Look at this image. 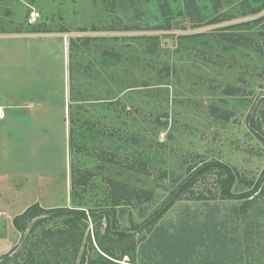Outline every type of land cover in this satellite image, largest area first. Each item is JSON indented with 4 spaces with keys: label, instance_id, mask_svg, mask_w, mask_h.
Here are the masks:
<instances>
[{
    "label": "rangeland",
    "instance_id": "374dc122",
    "mask_svg": "<svg viewBox=\"0 0 264 264\" xmlns=\"http://www.w3.org/2000/svg\"><path fill=\"white\" fill-rule=\"evenodd\" d=\"M0 105V264H243L264 237V0H0ZM213 160L258 194L209 169L142 229Z\"/></svg>",
    "mask_w": 264,
    "mask_h": 264
},
{
    "label": "trees",
    "instance_id": "16d2710c",
    "mask_svg": "<svg viewBox=\"0 0 264 264\" xmlns=\"http://www.w3.org/2000/svg\"><path fill=\"white\" fill-rule=\"evenodd\" d=\"M211 167H213V168H211ZM209 169H217L218 170V175L220 177L219 181H221V185L219 186L220 193L218 192L219 194H217V195H219V199H221V200H233L235 198H241V199L251 200L254 198V193H255V195L258 194L257 187H259V183H256L255 187L250 192H245V194L243 193V194H239V195L234 194L232 192V186H233V183L235 181L236 173L234 172V170L232 168H230L228 165L224 164L223 162H221L219 160H213L209 163L200 164L196 168H192L191 171L188 173V175L185 178H183L178 184H176L174 186V188L170 191L168 198L164 202H162L161 205L154 212H152L151 216L147 219V221L141 225L142 229H144L147 232L148 230L151 229V227H154L157 224V222L162 218V216L166 213V211L168 209H170V207L175 203V201H178V200L182 199L183 197H184V199H191L189 197L195 195V193H196L192 189L194 182L198 179V177L200 175H202L203 173H205ZM143 193H145V192H143ZM201 194H202V192H197V195H201ZM213 195H216V194H212V196ZM259 195H263V192H260ZM241 207H242L241 209H244L245 206H241ZM36 210H41V209H38V206H36V205H34V206L32 205V206L28 207L24 212L17 215L13 219V224L16 226V228L19 227V221L22 218L28 217V215H30V213H32V212H33V214H36L35 213ZM63 214L68 216V217H73V216H78V217H82V218L86 217V214L82 210L69 209V210L64 211ZM90 214L92 216H94L93 212H91ZM251 228L252 229H254V228L260 229L259 225H257V224H252ZM49 232L52 234H55V231H53V232L49 231ZM111 232H113L111 230V224H108L106 226V233H111ZM117 235L121 236L122 234L120 232H118ZM263 238L264 237L262 235H258V236L254 237V239H255L254 242L250 243L251 245L248 246L247 248H245L244 251L242 252L243 255L245 254V257L248 256V254L250 257L248 259L244 260L243 262L241 261L240 263H243V264H264V248H263L264 244H262ZM221 239H222L221 240V245H222L221 246V248H222L221 252H223L229 244L236 243V239L234 236L226 239V234H224V238L222 235ZM43 243L42 244L46 246L45 242H43ZM225 244H227L226 247H225ZM47 247H50V245H47ZM102 251L104 253L108 254L104 248L102 249ZM256 251L258 252V254H256ZM50 253H51V255H52V253H53V255H57V254H55L56 253L55 250L51 251ZM234 255L235 254H233V256ZM110 257H113V256H110ZM32 259H33V257L30 254V260L32 261ZM100 261H102V264H117L115 261H113L109 258H106L102 255H100ZM81 264H84V263L82 262ZM88 264H92V263L88 262ZM231 264H233V263H231Z\"/></svg>",
    "mask_w": 264,
    "mask_h": 264
},
{
    "label": "built area",
    "instance_id": "2783aa9c",
    "mask_svg": "<svg viewBox=\"0 0 264 264\" xmlns=\"http://www.w3.org/2000/svg\"><path fill=\"white\" fill-rule=\"evenodd\" d=\"M5 117V108L0 105V119H3Z\"/></svg>",
    "mask_w": 264,
    "mask_h": 264
},
{
    "label": "crops",
    "instance_id": "0c3cea01",
    "mask_svg": "<svg viewBox=\"0 0 264 264\" xmlns=\"http://www.w3.org/2000/svg\"><path fill=\"white\" fill-rule=\"evenodd\" d=\"M3 107H4V106H3ZM4 108H5V107H4ZM6 114H7V113L5 112V117H6ZM5 117H4L3 119H1V121H2V120H5Z\"/></svg>",
    "mask_w": 264,
    "mask_h": 264
}]
</instances>
